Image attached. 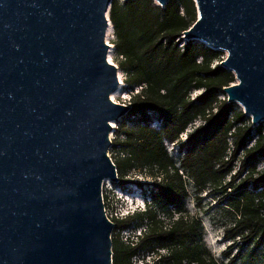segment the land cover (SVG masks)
<instances>
[{"label":"water","instance_id":"95a60500","mask_svg":"<svg viewBox=\"0 0 264 264\" xmlns=\"http://www.w3.org/2000/svg\"><path fill=\"white\" fill-rule=\"evenodd\" d=\"M111 2L0 0V264H112L102 190L119 183L111 123L131 108L111 99ZM193 2L182 39L226 54V101L259 126L264 0Z\"/></svg>","mask_w":264,"mask_h":264},{"label":"trees","instance_id":"16d2710c","mask_svg":"<svg viewBox=\"0 0 264 264\" xmlns=\"http://www.w3.org/2000/svg\"><path fill=\"white\" fill-rule=\"evenodd\" d=\"M196 16L193 0H170L165 8L153 0L111 2L116 61L137 90L112 142L113 163L119 186L131 171L146 182L144 209L111 220L112 264H133L141 254L151 258L146 264H225L207 248L201 223L187 216L190 186L199 209L201 194L215 199L211 210L231 242L226 264H264V129L221 99L235 83L220 67L222 52L182 40ZM166 143L178 145L177 162ZM125 230L140 233L124 243L114 234Z\"/></svg>","mask_w":264,"mask_h":264},{"label":"rangeland","instance_id":"374dc122","mask_svg":"<svg viewBox=\"0 0 264 264\" xmlns=\"http://www.w3.org/2000/svg\"><path fill=\"white\" fill-rule=\"evenodd\" d=\"M123 2L124 0H119ZM114 40L113 31H110L107 33V37L105 38V42L113 46L111 43ZM183 40V39H182ZM185 42V40H183ZM222 59L224 60L226 58V54L223 53ZM110 62L114 64L119 69V73L121 75V82L123 83V87L121 92L118 94V96L113 100L117 104L126 105L129 106V101L131 98L132 93H136L137 90H132L128 84H126V75L125 73L120 70L118 63L116 61V54L115 49L110 54ZM118 73V74H119ZM198 94V92H193L192 96L195 97ZM221 99L227 100L225 94L221 96ZM238 109L243 112V109L237 105ZM244 114V113H243ZM127 119V115L122 117L117 122H112L113 125L112 131L109 134V138L111 140V146L108 151L109 157L114 162L116 159V154L114 147L112 145V142L115 139L116 131L119 128V125L122 123V121ZM201 122L197 121L195 122V126L199 125ZM263 126L264 129V123L260 124ZM155 129L160 128V122L154 121L151 125ZM193 126L189 127L188 130L181 135V139L184 140L186 138L187 133L191 132ZM166 149L169 154V156L177 162L179 157L182 155L179 152V148L177 144H168L166 143ZM119 180L121 179V174L118 173ZM124 180L127 182L124 186H119L118 184H113L109 180V184L104 183L103 185V202L105 209L108 213V215L111 216V219L114 220H121L128 214H132L136 210H143L145 207L146 202V195L144 193V190L146 187L145 185V176L142 174H139L137 171H131L124 175ZM189 193V199L186 203L185 210L187 213V216L193 219H196L197 222H200L203 229H204V242L211 252V254L219 261H224L225 264L227 261L224 258V254L228 252V247L231 245L230 241H226L224 239V232L223 227L221 226V222L218 220L217 217L213 215V210L211 208L215 204V199L210 193H203L200 195V198L202 199L201 205L202 208L199 209L197 207V198L199 195L195 194L194 188L190 186L188 188ZM178 214H173V219L178 218ZM161 220H164V217L160 215ZM166 223L168 221H165ZM140 230H137L136 233H133L131 230H125L116 232L114 236L118 237L121 242H126V239L129 236L132 235H139ZM113 237V231L112 235ZM151 258L144 256L143 254L139 255L138 257L133 259V264H146L151 262Z\"/></svg>","mask_w":264,"mask_h":264},{"label":"bare ground","instance_id":"6f19581e","mask_svg":"<svg viewBox=\"0 0 264 264\" xmlns=\"http://www.w3.org/2000/svg\"><path fill=\"white\" fill-rule=\"evenodd\" d=\"M108 32H110V30H109ZM108 32H107V33H108ZM112 51H113V47L111 46V48H110V52H109V56H108L109 61H110V54H111ZM118 77H119L120 85H119L118 90H117V91L111 96V99H112V100H114V99L118 96V94L121 92L122 87H123V83L121 82V75H120V73L118 74ZM112 125H113V123H111V126H112ZM105 183L109 184L108 181H106ZM109 185H110V184H109Z\"/></svg>","mask_w":264,"mask_h":264},{"label":"built area","instance_id":"2783aa9c","mask_svg":"<svg viewBox=\"0 0 264 264\" xmlns=\"http://www.w3.org/2000/svg\"><path fill=\"white\" fill-rule=\"evenodd\" d=\"M105 211H106V209H105ZM106 214H107V217L109 218V220L111 221V220H112V219H111V216L108 215L107 211H106Z\"/></svg>","mask_w":264,"mask_h":264}]
</instances>
